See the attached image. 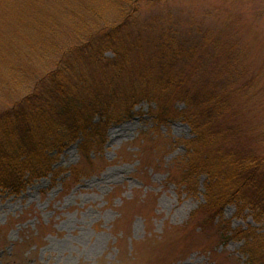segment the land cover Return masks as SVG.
<instances>
[{
	"label": "rangeland",
	"instance_id": "374dc122",
	"mask_svg": "<svg viewBox=\"0 0 264 264\" xmlns=\"http://www.w3.org/2000/svg\"><path fill=\"white\" fill-rule=\"evenodd\" d=\"M83 1L0 0V110L59 70L60 59L74 62L63 53L81 45L96 23L114 20L78 9ZM124 23L134 47L123 76L135 95L156 77L157 54L177 53L171 76L182 82L168 87L167 105L138 97L130 115L115 106L90 159L78 140L53 154L47 176L18 194L1 192L0 264H264V243L255 258L249 255L253 240L264 242L258 210L226 205L200 228L207 177L199 172L192 184H181L199 144H189L196 137L192 113L176 96L232 81V122L253 146L264 138V0L144 1ZM113 57L111 50L103 55ZM107 77L95 75L102 94Z\"/></svg>",
	"mask_w": 264,
	"mask_h": 264
},
{
	"label": "trees",
	"instance_id": "16d2710c",
	"mask_svg": "<svg viewBox=\"0 0 264 264\" xmlns=\"http://www.w3.org/2000/svg\"><path fill=\"white\" fill-rule=\"evenodd\" d=\"M144 1L154 0H107L108 4L98 0V6L96 0H85V7H80L83 2L76 6L86 9L87 14L102 12L115 18L111 23H96L81 45L69 46L63 54H72L74 62L67 60L62 65L60 59L59 70L47 72L28 95L0 110V193L8 190L18 194L33 180L47 176L55 163L53 154L59 155L78 140L80 150L90 159L87 155L104 133L115 106L125 108L130 115L138 97L155 99L158 106L171 103L168 87L176 89L182 82L179 76L172 77L177 53L157 54V61H152L156 77L147 81L149 88L144 86L137 96L134 85L123 76L128 65L124 62L126 52L134 47L124 36L129 24L124 22ZM106 50L114 52L112 60L103 58ZM97 72L110 74L108 94L95 85ZM217 85L210 91L178 90L176 95L185 103L189 117L192 113L196 137L189 144H199L181 170V184H192L199 172L207 177L202 216L197 221L202 231L226 205L242 203L264 214V138L256 139L259 142L253 146L247 130L232 122L233 82L224 88ZM96 118L100 122L94 123ZM263 243L253 240L249 255L255 258Z\"/></svg>",
	"mask_w": 264,
	"mask_h": 264
}]
</instances>
